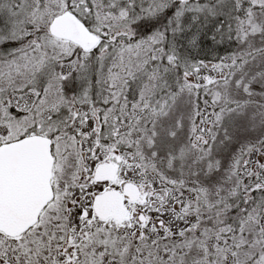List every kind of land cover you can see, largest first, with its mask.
Returning a JSON list of instances; mask_svg holds the SVG:
<instances>
[{
  "label": "snow or ice",
  "instance_id": "snow-or-ice-1",
  "mask_svg": "<svg viewBox=\"0 0 264 264\" xmlns=\"http://www.w3.org/2000/svg\"><path fill=\"white\" fill-rule=\"evenodd\" d=\"M0 264H264V0H0Z\"/></svg>",
  "mask_w": 264,
  "mask_h": 264
}]
</instances>
